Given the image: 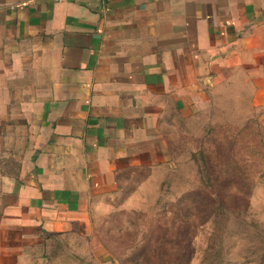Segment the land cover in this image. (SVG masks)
I'll return each instance as SVG.
<instances>
[{"label":"crops","instance_id":"1","mask_svg":"<svg viewBox=\"0 0 264 264\" xmlns=\"http://www.w3.org/2000/svg\"><path fill=\"white\" fill-rule=\"evenodd\" d=\"M232 68L264 101V0H0V264L88 235Z\"/></svg>","mask_w":264,"mask_h":264},{"label":"rangeland","instance_id":"2","mask_svg":"<svg viewBox=\"0 0 264 264\" xmlns=\"http://www.w3.org/2000/svg\"><path fill=\"white\" fill-rule=\"evenodd\" d=\"M259 87L250 68L222 71L118 207L88 235H49L22 264H264Z\"/></svg>","mask_w":264,"mask_h":264}]
</instances>
